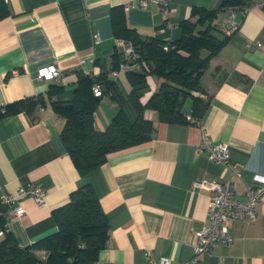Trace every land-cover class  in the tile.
<instances>
[{"label": "crops", "instance_id": "1", "mask_svg": "<svg viewBox=\"0 0 264 264\" xmlns=\"http://www.w3.org/2000/svg\"><path fill=\"white\" fill-rule=\"evenodd\" d=\"M220 1L168 0L164 18L158 6L141 7L139 0H0V198L27 182L46 192L41 205L19 196L16 203L25 210L21 216L10 213L15 203L0 201V217L19 247L53 232L52 210L88 183L108 224L96 264H155L148 257H164L169 264L190 262L197 232L209 224L213 194L195 183L229 181L234 198L243 200L252 176L264 175V0H247L234 9L237 28L201 76L205 93L191 92L208 100L200 118L191 116V97L184 102L186 123L159 121L157 112L146 108L144 117L155 123L152 137L108 152L104 162L81 175L60 138L64 118L51 106L52 84L59 87L56 98L67 99L80 74L105 73L124 100L120 106L103 94L93 111L95 127L104 130L120 108L133 121L127 70L114 76L111 69L116 39H123L114 34L112 13L122 9L126 25L140 38L171 41L181 36L184 20L195 19L190 17L193 9H215ZM229 9L213 24L225 19ZM95 31L98 43L93 42ZM51 66L59 69L58 76L37 77ZM146 80L142 102L161 82L154 74ZM26 97L40 100L31 112L4 114L9 104ZM203 130L212 142L227 144L225 163L199 148ZM228 229L232 240L201 253L199 264H264V193L255 217L231 219Z\"/></svg>", "mask_w": 264, "mask_h": 264}, {"label": "trees", "instance_id": "2", "mask_svg": "<svg viewBox=\"0 0 264 264\" xmlns=\"http://www.w3.org/2000/svg\"><path fill=\"white\" fill-rule=\"evenodd\" d=\"M247 0H221L215 9L195 8L181 23L182 34L171 41L140 38L129 28L119 7L112 13L116 37L130 41L139 55L138 68H128L125 75L130 84L128 98L136 110L129 121L121 108L104 130L94 125L93 111L101 96L92 91L99 83L102 94H109L121 106L123 95L115 80L102 73L96 77L80 74L77 85L67 99L56 98L59 87L52 84L48 91L51 106L64 118L60 138L72 162L81 175L91 171L106 159L108 152L149 140L155 123L146 119V108L157 112L158 120L166 123H186L184 102L191 97V116L200 118L208 104L207 98L192 96L191 92L205 93L201 76L209 67L210 59L228 40L223 20L214 23L225 9L228 13L242 8ZM222 31V36L216 32ZM169 44L167 49L164 45ZM123 55L112 54L111 69L117 70ZM154 74L161 79L158 88L145 102L140 100L148 88L146 77ZM39 98L26 97L9 104L5 113L31 112ZM56 229L26 247H19L9 233L0 238V264H96L99 251L108 238L106 216L90 186L84 184L69 194L67 202L52 210ZM5 220L0 217V228ZM43 251L42 257L38 253Z\"/></svg>", "mask_w": 264, "mask_h": 264}, {"label": "built area", "instance_id": "3", "mask_svg": "<svg viewBox=\"0 0 264 264\" xmlns=\"http://www.w3.org/2000/svg\"><path fill=\"white\" fill-rule=\"evenodd\" d=\"M141 7L148 4L158 6L166 18L168 0H139ZM128 6H126L127 8ZM234 12H230L227 18L223 21V26L228 32H232L237 28V24L233 21ZM93 42L98 43L99 38L97 32H92ZM257 45L259 43L257 42ZM169 44L164 45L167 49ZM116 49L123 55V60L118 66L117 70H127L135 65H138L139 55L136 52L132 43H128L123 39H116ZM117 70H113V75L117 74ZM12 73H16L13 71ZM59 75V69L51 66L48 69L43 68L37 74V77L51 78ZM92 91L95 96H102V91L99 83H94ZM200 149H203L214 161L225 163L228 158L229 149L224 142H212L205 131H202V138ZM195 185H205L209 187L213 194L208 204V219L209 224L204 226L197 232V243L194 246V256L190 262H183L182 264H199L198 256L209 250L216 243L228 244L232 237L229 233L228 222L231 219L240 221H250L255 217V205L264 193V175L255 174L248 181L245 188V198L243 200L236 199L233 196L232 186L229 181L225 182H196ZM19 196H29L38 205L44 203L46 192L44 188L35 182H27L24 185L18 186L15 193H3L0 201L4 203L13 204L10 213L14 216H21L24 213V208L20 203H16ZM8 232L5 224L0 228V238ZM149 260L154 261L155 264H169V261L164 257H159L154 260L148 257Z\"/></svg>", "mask_w": 264, "mask_h": 264}, {"label": "rangeland", "instance_id": "4", "mask_svg": "<svg viewBox=\"0 0 264 264\" xmlns=\"http://www.w3.org/2000/svg\"><path fill=\"white\" fill-rule=\"evenodd\" d=\"M43 251H40L39 253H38V256H40V257H42L43 256V253H42Z\"/></svg>", "mask_w": 264, "mask_h": 264}]
</instances>
